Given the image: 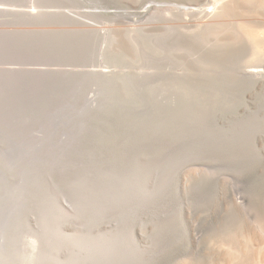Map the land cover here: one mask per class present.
Instances as JSON below:
<instances>
[{
	"label": "rangeland",
	"instance_id": "374dc122",
	"mask_svg": "<svg viewBox=\"0 0 264 264\" xmlns=\"http://www.w3.org/2000/svg\"><path fill=\"white\" fill-rule=\"evenodd\" d=\"M0 264H264V0H0Z\"/></svg>",
	"mask_w": 264,
	"mask_h": 264
}]
</instances>
